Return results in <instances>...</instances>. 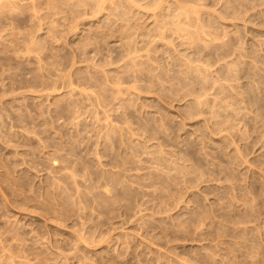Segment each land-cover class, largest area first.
I'll return each mask as SVG.
<instances>
[{
    "label": "rangeland",
    "instance_id": "374dc122",
    "mask_svg": "<svg viewBox=\"0 0 264 264\" xmlns=\"http://www.w3.org/2000/svg\"><path fill=\"white\" fill-rule=\"evenodd\" d=\"M0 264H264V0H0Z\"/></svg>",
    "mask_w": 264,
    "mask_h": 264
}]
</instances>
